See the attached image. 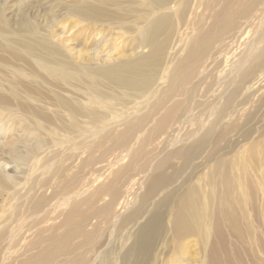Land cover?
Masks as SVG:
<instances>
[{"label":"bare ground","instance_id":"6f19581e","mask_svg":"<svg viewBox=\"0 0 264 264\" xmlns=\"http://www.w3.org/2000/svg\"><path fill=\"white\" fill-rule=\"evenodd\" d=\"M75 1L0 8V264H264V0Z\"/></svg>","mask_w":264,"mask_h":264},{"label":"rangeland","instance_id":"374dc122","mask_svg":"<svg viewBox=\"0 0 264 264\" xmlns=\"http://www.w3.org/2000/svg\"><path fill=\"white\" fill-rule=\"evenodd\" d=\"M75 0H0V8H7L9 10H11V17H13L12 19L14 22L19 23L20 21H22L23 17H27L30 21H33L37 26H39L40 28L43 29H48L49 27L52 28L50 29L51 32H53L54 30L56 31V33H60L63 34L64 31L62 30L61 27V23L58 22L55 24V20L57 18L61 19V15L65 12V7L67 5H71L74 4ZM34 17V18H33ZM81 25L80 23H77L76 26L74 27V29L69 30V32H71V36L70 39L71 44L74 46L75 42L74 39L78 37V33L81 30ZM49 30V29H48ZM68 32V30H67ZM63 36H66L63 35ZM68 36V34H67ZM79 38V37H78ZM121 45V44H120ZM76 48H80L79 46H76ZM132 51V50H131ZM128 52V53H131ZM125 55V54H124ZM112 104H116L117 106H119L121 104V101H113ZM80 123L84 124L85 129L87 130H91L93 128H95L96 126V122L91 121L90 119H79ZM17 127V126H16ZM14 127L12 132L9 133H3L0 131V141H3V143H8L10 145H13L15 143V145H22V142L20 141L22 136L26 137L29 142L25 141V143H30L31 139L28 138V135H32V130L30 129V127L25 126L23 128H25V131H19L21 129L20 128H16ZM8 129V128H7ZM22 132V133H21ZM107 133V132H106ZM105 134V133H104ZM20 140H19V139ZM176 142L175 139V135L173 136H169L167 143L160 144L158 147L160 151H162L163 154H165L167 151L170 152L172 150H174L175 148L172 146L174 143ZM106 147H110V142L108 140L105 141L104 143V148ZM156 146L155 145H149L147 148V154H146V158H151V163L150 165H152V163H154L152 161V157H156V160H159L162 158L163 155H157L158 154V150H155ZM124 152V149L118 147V148H113L111 150V152L108 154V156L111 155H120L121 153ZM127 163V160H125L123 162V165ZM25 166H21L20 164L18 165L17 163H10V166L8 165L6 167L7 173L10 176H14V177H23V176H27V174L25 173ZM148 169L150 170L151 168L148 167ZM19 171H21L22 173H20ZM24 173V175H23ZM144 189L139 191V194L141 195V193L143 192ZM2 194H0V205L3 202V198L1 199ZM136 205V204H135ZM132 206L131 208L128 209V213L123 215V217L120 219L119 224L115 227L113 234L114 236H117L118 234V239L120 238L121 234H124L125 228H129L133 222L130 221L128 219L129 215L131 214L132 210L137 209V206ZM116 231V232H115ZM106 233V230H105ZM192 248H190L191 250ZM120 250L114 249L113 253L109 256V255H104L103 258V264H119V260L118 257H120ZM110 257V258H109ZM109 262V263H108ZM125 264H131L130 262H126Z\"/></svg>","mask_w":264,"mask_h":264}]
</instances>
